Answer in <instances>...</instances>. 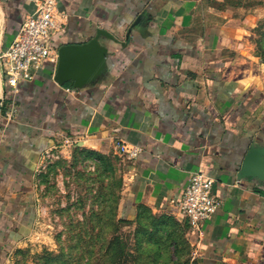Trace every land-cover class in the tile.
Wrapping results in <instances>:
<instances>
[{"label": "crops", "instance_id": "crops-1", "mask_svg": "<svg viewBox=\"0 0 264 264\" xmlns=\"http://www.w3.org/2000/svg\"><path fill=\"white\" fill-rule=\"evenodd\" d=\"M58 1L67 21L53 37L56 62L13 90L0 58V264L35 228L44 155L71 142L117 151V139L141 148L134 159L123 155L119 217L133 220L140 206L177 215L190 173L203 169L220 205L200 231L188 228L198 264H264V167L241 175L253 146L264 157V88L236 67L225 23L238 8L230 0ZM34 7L0 0V55ZM99 28L117 38H100L106 72L80 88L59 83L60 47Z\"/></svg>", "mask_w": 264, "mask_h": 264}, {"label": "rangeland", "instance_id": "rangeland-1", "mask_svg": "<svg viewBox=\"0 0 264 264\" xmlns=\"http://www.w3.org/2000/svg\"><path fill=\"white\" fill-rule=\"evenodd\" d=\"M225 23L235 33L236 67L264 88V0H230ZM127 161L115 150L75 142L46 153L37 168L39 214L8 264H198L187 218L141 206L119 220Z\"/></svg>", "mask_w": 264, "mask_h": 264}, {"label": "built area", "instance_id": "built-area-1", "mask_svg": "<svg viewBox=\"0 0 264 264\" xmlns=\"http://www.w3.org/2000/svg\"><path fill=\"white\" fill-rule=\"evenodd\" d=\"M66 21L67 13L60 9L58 0H35V7L17 31L13 42L0 55L8 86L17 90L20 81L34 79L46 61H57L53 37ZM16 112L17 107L11 102L6 111L7 118H13ZM115 148L129 159L138 157L141 151L139 146L121 139L115 140ZM214 182L215 179L203 169L190 173L178 208L194 231H200L203 222L210 219L220 205L214 193Z\"/></svg>", "mask_w": 264, "mask_h": 264}, {"label": "water", "instance_id": "water-1", "mask_svg": "<svg viewBox=\"0 0 264 264\" xmlns=\"http://www.w3.org/2000/svg\"><path fill=\"white\" fill-rule=\"evenodd\" d=\"M102 36L117 40L107 29L99 28L95 36L85 43L61 46L55 79L59 83H70L80 88L104 74L108 66L109 49L101 44ZM261 153V148L255 146L251 148L243 164L241 175L264 167V157Z\"/></svg>", "mask_w": 264, "mask_h": 264}, {"label": "trees", "instance_id": "trees-1", "mask_svg": "<svg viewBox=\"0 0 264 264\" xmlns=\"http://www.w3.org/2000/svg\"><path fill=\"white\" fill-rule=\"evenodd\" d=\"M140 207H141V206H140ZM119 220H120L121 222H125V223H128L129 221H131L130 219L123 218V217H120ZM188 228H190V224H189Z\"/></svg>", "mask_w": 264, "mask_h": 264}]
</instances>
